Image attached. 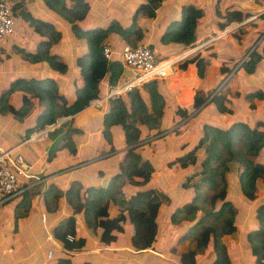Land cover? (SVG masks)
<instances>
[{
  "label": "crops",
  "instance_id": "0c3cea01",
  "mask_svg": "<svg viewBox=\"0 0 264 264\" xmlns=\"http://www.w3.org/2000/svg\"><path fill=\"white\" fill-rule=\"evenodd\" d=\"M10 1L13 3V7L15 5L14 8L20 15L11 35L16 34L15 38L17 39L20 35L18 40L21 43L19 46H15L13 44L14 38L2 41L11 35L0 39V96H4L11 85L10 80L6 81L5 84L2 80L9 73H14V76L19 75L25 79L30 77L41 78L42 75L49 74L54 79L58 91L66 99L67 93L73 91V98L74 88L81 85L78 82L79 73L75 68L73 58L75 55L84 52L86 48L85 38L77 36L69 28L70 23L59 13L46 6L43 0ZM144 1L147 0H85L86 8L82 11H74L72 16L75 23L80 25L79 27L82 29L105 27L113 20L121 25H128L132 21L136 6ZM182 4H192L202 9V19L197 21L199 27L196 29L194 27L192 41L186 44L163 41L160 37L161 34L172 21L179 19ZM230 9H237L241 13H247V15L240 20L229 21L221 29L218 28L215 20L223 21L225 18L223 13ZM205 18L208 19V22H204ZM36 20L49 22L57 29L58 37H50L48 30H45L43 26H38L39 31H36L33 26ZM134 21L135 31L127 39L122 38L116 32L109 31L103 41L107 40L110 43L113 51H115L113 55L119 56L118 52L124 45L145 42L157 58L171 60L166 75L157 81L158 89L166 102L163 109L165 116L160 119L159 126L164 125L167 129H171L168 127L169 125H166L178 120L180 127V140H164L166 138L153 140L154 149L146 148V151L143 152L151 157L150 153L154 152L158 146V150H155L156 156L159 155L160 151L162 153L158 159L165 158V154H172L179 150L181 143L190 142L198 132V126L202 122L224 126L234 120L251 123L256 119L264 120L262 116L264 110V60L256 61L253 70L250 72L240 67L241 62L249 57L248 54L256 46L255 49H258L260 45L257 42L253 50L249 51L252 47L251 34L257 31L263 32L264 0H160L154 8L152 16L138 12ZM235 24L236 26H234ZM40 38L49 39L48 50L50 53L57 54L60 61L63 62L66 56L70 58L72 63L66 65L64 72L60 73L53 70L45 61H35L30 58L29 54H32V51L37 47ZM257 38H259V42L260 40L261 43L264 42V34ZM196 56L202 57L205 61L206 70L203 77L197 76L194 58ZM262 56L264 59V55ZM36 63H42V70L38 71L37 75L33 71L38 69V67L33 66ZM10 65L14 67L11 68ZM236 68L238 69L235 71L234 78L227 82V76ZM121 78L123 81L125 76L122 75ZM219 81L222 82L221 84L224 83L225 88L235 86L238 91L235 97H228V101L225 103L228 111H225L226 109L218 111L212 102L206 103V101L193 111L190 110L196 87L200 85L204 88H213L220 84ZM108 89L110 86L105 84V94ZM256 89L261 90L262 97H253L254 108L247 107L249 98H246L245 94ZM8 97L14 108L19 107L21 89L12 90ZM103 97L105 95L98 97L101 99L100 104ZM72 98L69 99L72 100ZM92 100L89 101L88 105L70 115L69 122L75 121L74 124H68L66 120L54 125L51 129L41 131L44 125L30 131L27 135L25 134L26 129L35 124L36 117L43 108V105L36 98H31L26 112L18 117V120L13 118L12 116L15 115L10 112H0V149L12 148V151L20 153L29 164L30 171L44 178L43 181L23 192L21 196L8 199L1 205L0 264H57V258L61 256L69 257L71 264H81L83 261H88L91 264H179L176 254L187 250L180 242L185 241L190 236H185L180 241L177 238L178 243L176 245L178 244V246H175V238L169 246V239L173 230L167 231L166 234L164 232L163 236L159 234V230L154 234V239L149 247L135 249L130 244L132 227L125 210L121 211L124 215L121 221V224L124 225L123 231L112 230L111 233L115 235L114 239L109 242H102L98 238L101 228L85 224L82 208L73 211L65 194L70 181L78 180L81 182L82 186L78 189V194L80 200L84 202L83 189L87 185L100 186L102 180L106 182L113 173L119 172L118 162L122 160L124 154L123 134L119 124L110 127L121 139L116 143L115 140L111 141L113 150H110V143L105 142L103 146L95 147L93 152L87 151L86 147L93 140H103L100 137L101 116L108 109V107L106 109L103 106L97 108L93 105ZM189 111V116L186 117V113ZM89 115H93V121ZM91 122L94 125H91ZM73 128H76V131L71 130ZM140 129L142 132L147 130L145 126ZM65 130L68 132L67 135H65ZM95 135L99 139L94 137ZM66 137L69 140H65ZM62 138L64 139L62 140ZM160 146H165V148L160 149ZM254 159L264 163V144L257 151ZM67 160L68 163L64 164ZM152 162L154 161L152 160ZM71 163H73L71 165L74 166L71 167L73 169L67 171L56 169L59 166L67 167L68 164L70 166ZM236 166L234 170L230 171L233 172L232 174L235 173ZM183 171H185L183 168H179L178 172L172 168L169 170L172 174L166 172L168 175H160V172H157L155 177L159 176L158 180H162V178L165 179L176 174L178 180L184 181L183 178L180 179V174ZM190 171L192 175L197 172L193 168ZM44 174L46 175L42 176ZM134 179L139 180V177H134ZM122 180L121 189L123 194L127 196L135 188L132 184L126 183L124 177ZM163 183H169V180L165 179ZM176 185V189L172 193L169 188L161 187L167 192V194L165 193L167 196L166 204L169 206H160V210L168 209L186 200L187 196L185 195L190 192V189L185 188L182 182ZM154 187L156 188V185ZM234 193L240 195V200H244L243 205L241 204V209H243L249 199L243 197L240 191ZM234 193L227 190L225 196L232 199ZM261 198L264 200V187H260L256 197L249 200L248 206L250 209L252 208L251 211L254 210L255 202ZM106 210L109 216H116L120 212V207L111 200H107ZM243 212L244 210H240L237 214L235 213L236 225L240 224L236 220L237 215L241 214L243 218ZM69 216L73 217L74 231L72 234L74 238L82 236L84 242L79 247L67 250L62 240L53 235L52 229L54 226L67 221ZM170 224L174 229L175 227L178 228L180 234H183L187 231L191 221L180 220L175 224ZM251 225H255L254 218H251L250 227ZM231 239H233L231 233L220 236L221 243H224L222 244L223 248L229 255L230 264H247L240 249L243 240L231 242ZM227 241L229 243H226ZM191 248L194 247H188V249ZM47 250L52 252L50 257L46 255ZM198 252L202 255L201 251ZM206 254L207 252L202 257Z\"/></svg>",
  "mask_w": 264,
  "mask_h": 264
},
{
  "label": "trees",
  "instance_id": "16d2710c",
  "mask_svg": "<svg viewBox=\"0 0 264 264\" xmlns=\"http://www.w3.org/2000/svg\"><path fill=\"white\" fill-rule=\"evenodd\" d=\"M43 1L46 6L59 13L70 23L72 31L77 36L85 38L86 48L84 52L75 55L73 58L81 85L74 88L72 100L67 101L66 97L58 91L54 79L49 76L27 79L18 77L16 81L21 89V104L17 108H14L9 101L8 96L13 90L11 85L6 90V94L0 96V112H10L17 118L26 112L31 98H36L43 105L42 110L36 117L35 124L26 129V135L32 130L53 122L56 117L72 115L88 105L90 100L104 96L105 84L111 88L113 85L122 82L123 66L119 56L113 55V53L111 58L107 60L100 51L103 38L106 37L109 31H113L122 38L127 39L135 31L134 17L136 14L144 12L146 16H152L154 8L160 0H147L138 3L132 15V21L128 25H121L113 20L105 27L87 29L80 27L78 29V25L72 16L74 11H82L86 8L85 0ZM246 15L247 13H241L237 9H230L223 13V17H225L223 21L215 20V23L221 29L229 21L240 20ZM199 19H202L201 8L192 4H182L179 19L172 21L160 37L163 41L189 43L193 39L194 27L195 29L199 27L197 22ZM33 26L36 31H39L38 26H43L45 30H48L50 37H58L57 29L49 22L36 20ZM261 33L262 31L253 32L250 38L251 43ZM49 43V39L40 38L37 44L42 45V47L39 46L36 52L29 54L30 58L35 61H45L53 70L64 72L66 64L58 59L57 54L49 52ZM134 44L132 43V45ZM251 55L249 54V57L240 64V67L247 72L253 70L256 62V58ZM194 58L197 76L203 77L206 70L205 61L202 57L196 56ZM237 69L227 76V82L232 81ZM157 81V78L147 80L140 85L133 86L121 95L110 97L111 105L102 113L101 132L103 134L110 133V126L114 124H120L122 128L124 154L122 161L118 162L119 172L113 173L103 186L87 185L83 189L84 202L80 200L78 194V189L82 186L80 181L72 180L66 188V199L70 202L73 211L82 208L85 224L101 228L98 238L102 242H109L114 239L115 235L111 233L112 230L123 231L124 225L121 224L124 218L121 212L123 210L126 211L127 219L132 227L130 244L135 249L149 247L154 239L153 219L159 207L157 194L150 186V176L154 168V162H152L149 154L143 152L145 143L141 141L149 139L147 148L153 150L155 146H153V140L150 139L159 136L158 132L162 129L156 127L159 126L160 119L165 116L163 109L166 102L158 89ZM237 93L235 86L227 89L224 87V83L219 87L215 85L213 88H204L199 85V87H196L193 103L197 105L202 101L212 102L218 111H224L225 109V111H228L225 103L228 101V97H235ZM245 97L249 98L247 107L254 108L255 104L252 99L253 97L261 98L262 92L260 89L248 91ZM262 116L264 117V110ZM142 126H145L147 130L143 131V134H145L140 137ZM163 129L168 131L166 127ZM71 130L76 131V128ZM198 133L195 141L186 151L174 155L173 160L177 161L176 165L185 169L180 174V179H184L182 185L185 186L192 175L187 167L196 160L195 151L200 147L203 148V155L197 160L200 166L196 172L198 181L192 183L194 194L189 199L175 205L169 219L172 224L180 220L191 221L187 231L180 234L178 240L184 239L190 231L198 230L196 246L206 248L207 254L202 257L204 254L200 255L194 247L176 254L177 260L179 264H202V262L203 264H230L229 256L223 248L220 236L231 233L236 227L235 210L232 207V201L235 198H232L233 200L228 196L224 198V194L227 190L232 193H239L240 191L243 197L253 199L256 197L258 189L264 187V163L254 159L257 151L264 144V120L256 119L253 123L234 120L224 126L202 122ZM113 149L114 147L110 142V150ZM234 150H236L238 161L236 171L234 174L229 172L228 179L224 180L222 171L217 169L218 163L225 155ZM169 156L170 154H165V158ZM71 165L73 163L70 166L68 164L67 167L59 166L56 169L67 171L69 168L74 167ZM122 174L126 179V183L132 184L135 188V191L127 196L123 194L121 184L116 189L113 188ZM134 177H139V180H135ZM140 185H144V187L139 188ZM201 186L209 190L216 188L215 193L209 200L208 209L199 202V188ZM217 199L220 200L219 205L214 208V201ZM107 200H111L120 207V212L116 216L108 215L106 210ZM254 205L252 217L255 219V225H252L244 234V240L240 248L245 261L252 258V262H248V264H260V259L264 255L263 198L256 201ZM176 213L180 214L179 218L175 216ZM66 220L64 223L54 226L52 231L53 235L62 240L64 247L69 250L81 246L84 238L82 236L74 238L72 234L74 231L73 217L69 216ZM217 220H219L218 224L215 223ZM68 236H71V238H68ZM57 264H71V261L69 257L61 256L57 258ZM81 264L91 263L83 261Z\"/></svg>",
  "mask_w": 264,
  "mask_h": 264
},
{
  "label": "rangeland",
  "instance_id": "374dc122",
  "mask_svg": "<svg viewBox=\"0 0 264 264\" xmlns=\"http://www.w3.org/2000/svg\"><path fill=\"white\" fill-rule=\"evenodd\" d=\"M144 13V12H143ZM146 15V14H145ZM204 22H208V19L207 18H205L204 19ZM79 26L80 25H78V29H79ZM69 28H71V25L69 26ZM263 32H262V34L260 35V36H258V37H262L263 36V34H264V24H263ZM72 30V29H71ZM15 36H16V34H13V35H11L10 37H8V38H6V39H3L2 41H5V40H10V39H13V44L15 45V46H19L20 45V43L21 42H19V36H18V39L17 38H15ZM134 40V39H133ZM137 42V41H136ZM258 42V44L260 43V45H259V47H258V49H255L254 48V46L256 45V43ZM143 43V42H142ZM136 44V43H135ZM128 45H132V44H128ZM251 45H252V47H250V49H249V51H251V50H253V48H254V50L250 53V54H252L251 56H253L254 58H256L255 60L256 61H258V60H260V61H262V60H264L263 59V56L262 55H264L263 53H264V42L263 43H261V40H260V42H259V38H257L254 42H252L251 43ZM40 45L38 44L37 45V47L34 49V51H32V53L33 52H36V49L39 47ZM40 47H42V45L40 46ZM248 51V52H249ZM249 55V54H248ZM63 62L66 64V65H68V64H70V63H72L71 62V60H70V58H68L67 56L63 59ZM41 64L42 63H36V64H34L33 66H36V67H38V69L37 70H33L34 71V73H35V75H37L38 74V71H40V70H42V67H41ZM33 66H32V68H33ZM10 67L11 68H13L14 66L13 65H10ZM25 67H27V66H25ZM49 72V71H48ZM231 72V71H230ZM60 73H62V72H60ZM41 74H44V73H41ZM228 75V74H227ZM227 75H225V76H227ZM44 76H49V74H44V75H42L41 77H44ZM18 77H20L19 75H16V76H14V73H9L8 74V76L6 77V78H4L2 81H3V83L5 84L6 83V81H8V80H10L9 81V83H11V86H12V88H13V91L14 90H19V83L16 81V79L18 78ZM22 77V76H21ZM49 77H51V76H49ZM40 78V77H39ZM78 82H79V84L81 83V81H80V79L78 80ZM220 82V84L217 86V87H219L220 85H221V81H219ZM0 84H1V82H0ZM79 86V85H78ZM113 86H115V85H113ZM112 88V87H111ZM72 93H73V91H69L68 93H67V100L69 101L70 99L69 98H72ZM107 93H108V91H107ZM107 93L105 94V97H103V100L101 101V104L99 103L100 102V100L98 101V102H95V103H93V105L94 106H96L97 108H101L102 106L104 107V108H106V107H109L110 105H111V101H110V97H113V96H116V95H110V96H108L107 95ZM121 94H123V93H120V94H118V95H121ZM69 97V98H68ZM202 103H205V101H202ZM202 103H199V104H197V105H195L194 103H192L191 104V109L190 110H194L195 108H198ZM100 104V105H99ZM107 109V108H106ZM6 113H7V111H6ZM189 113H190V111L189 112H187L186 113V117H188L189 116ZM13 118H15L16 120H18L17 119V117H15V116H12ZM95 117V116H94ZM58 118V117H57ZM89 118L91 119V121H93V115H89ZM67 121H68V124L70 123L69 121V119H66ZM66 120H64V121H66ZM75 123V121H72L70 124H74ZM11 124V123H10ZM91 125H94V123L93 122H91L90 123ZM118 125V124H117ZM120 125V124H119ZM169 125V126H168ZM67 126V125H66ZM112 126V125H111ZM110 126V127H111ZM166 126H168L169 128H171V129H168V131H166V130H164L163 128L165 127L164 125L162 126V125H160V126H158V127H160V128H162L161 129V131H159L158 132V135L159 136H156V137H154V138H152V139H150V140H161V139H163V138H166V139H164V140H180V127H179V124H178V120H174V121H172V122H170V123H168ZM158 127H156V128H158ZM68 129V128H67ZM199 129H200V124H199V126H198V130L197 131H199ZM120 130H121V127H120ZM196 131V132H197ZM109 132L110 133H107V134H103V132H101L100 133V137H102V139L103 140H93L92 141V143H90V145L88 146V147H86V149H87V151H89V152H93V150H94V148L95 147H101V146H103V144H105V142H107V143H110L112 140H115V143L118 141V140H121V139H119V137H118V135H117V133L116 132H114L113 130H111V129H109ZM65 134L67 135L68 134V132H67V130H65ZM145 134V133H144ZM144 134H143V132H142V130H141V134H140V137H143L144 136ZM198 132L193 136V138L191 139V141L190 142H184V143H181L179 146H180V149L179 150H177V151H175L174 153H172V154H170V156L168 157V158H166V159H168V160H166L165 158H163V159H158L159 157V155L162 153V152H160L159 151V155H157L156 156V153H155V150L157 149V147H156V149L154 150V152H151L150 153V155H151V159L154 161V162H156V160H157V162L156 163H154V168H153V170L151 171V176H150V186L152 187L153 186V189H154V191H155V193L157 194V200L159 201L158 203H159V207H158V210H157V212H156V217L153 219V223H154V234H156L159 230V234L160 235H164V232H165V234L167 233V231H169V230H173V234H171V237H170V242H169V246L171 245L170 243H173L174 242V240H175V238H176V242H174L175 243V246H178V244L176 245V243H178L177 241V238L180 236V230L178 229V228H176L175 227V229H174V227L169 223L170 222V219H169V215L171 214V212H172V210L174 209V207L175 206H171V207H169L168 209H165V208H163V209H159L160 208V206L162 207H167V206H169L168 204H166L167 203V196H166V194H167V192H165L164 191V189H161V187L162 186H165L166 188H169V191H171V193L172 192H174V189H176V184H179L180 182H183V180H178V178L176 177V174L174 175V176H169V177H167V178H165V179H168L169 180V183H163L164 182V180L165 179H163L162 178V180H158V177L159 176H157V177H155V175H157V172H160V175H162V174H164V175H168L167 173H169V174H172V172H169V170H171L172 168H173V170L174 171H176V172H178V170H179V166H177L176 165V162L177 161H175V160H173L174 159V155L178 152V153H180V151H186L188 148H189V146L195 141V139H196V137L198 136ZM63 137V136H62ZM94 137H97V135H95ZM191 138V137H190ZM64 138H62V140H63ZM97 139H99V137H97ZM1 140V139H0ZM65 140H69V138L68 137H66V139ZM143 140V139H142ZM148 140L149 139H147V140H143V141H141V142H143V143H145L144 145H143V147H144V150L146 151V148H147V142H148ZM141 142H139V143H141ZM112 143V142H111ZM159 148V147H158ZM165 148V146H160V149H164ZM158 150V149H157ZM203 155V148L202 147H200V148H198L196 151H195V157L196 158H198L199 156L201 157ZM199 157V158H200ZM195 158V159H196ZM120 161H122V160H120ZM149 161V160H148ZM68 163V160L67 161H65V163L64 164H67ZM263 163V162H262ZM109 164V163H108ZM236 164H238V161H237V154H236V150H234V151H231L228 155H225L221 160H220V162L218 163V167H217V169L218 170H221L222 171V173H223V175H224V180H227L228 179V173L230 172V171H232V170H234V168H235V166H236ZM188 165V164H187ZM119 166V165H118ZM177 166V167H176ZM189 167H187V168H189V169H191V168H193L194 170H198L199 169V162L197 161V160H195L193 163H191V165H188ZM69 169H73V168H69ZM68 169V170H69ZM167 172V173H166ZM189 172H191V171H189ZM123 179V174L119 177V179H118V181H116L115 182V186L113 187L114 189H116L117 188V186L118 185H120L121 184V182L123 181L122 180ZM122 180V181H121ZM198 181V176L196 175V173L194 174V175H191L190 176V178H189V180H188V182H186V185L184 186L185 188H187V189H190V192L189 193H187L185 196H187L186 197V199H189L193 194H194V189L192 188V183L193 182H197ZM105 183V182H104ZM219 183H220V181H219ZM154 185H156V188L154 187ZM144 187V185H140L139 186V188H143ZM178 189V188H177ZM135 191V190H134ZM215 191H216V188H214V189H211V190H209V189H206L204 186H201V188H199V192H200V200H199V202H201L202 204H203V206L205 207V208H207L208 209V206H209V200H210V198H211V196L215 193ZM166 193V194H165ZM234 196V198H235V200H234V202H233V208H234V210H235V213L237 214V212L238 211H240V210H244V212L242 213L243 214V218H242V215L241 214H238L237 215V221H238V223L240 222V224H237V225H235L236 227H235V229L231 232V237L233 238V239H231V242L233 241V240H235V241H242V240H244V238H243V236H244V234L250 229V224H251V218H253L252 217V214H253V211H251L252 210V208L250 209V207L248 206V204H249V200H250V198H248L249 200H248V202H247V204L245 205V206H243V209H241V206L243 205V201L244 200H240L239 198H240V195H236V194H234L233 195ZM224 198H226V196H225V194H224ZM219 201L220 200H216V201H214V203H215V207L214 208H216L218 205H219ZM242 202V203H241ZM242 204V205H241ZM126 213V212H125ZM197 213H200V212H197ZM202 213V212H201ZM158 214V215H157ZM225 214H226V212H225ZM236 214H234V220H235V216H236ZM177 218H179L180 217V214H177L176 213V215H175ZM248 219H249V221H248ZM215 223L216 224H218L219 223V220H217V221H215ZM235 223H236V221H235ZM249 223V224H248ZM171 226V227H170ZM178 226V225H177ZM252 226V225H251ZM161 230H162V232H161ZM197 231L198 230H193V231H190L187 235H186V237H189L188 239L186 238V240L185 241H183V242H180V243H182L183 245V247L184 248H187L188 249V247H190V246H193V247H195L198 251H201V254H205L206 252H207V250H206V248H204V247H202V246H196V243H197ZM229 241V240H228ZM226 242V243H229V242ZM222 244H224L223 242H222ZM179 246H180V244H179ZM225 246V245H224ZM226 247V246H225ZM229 256V255H228ZM203 257H205V256H203ZM230 259V258H229ZM248 262H252V258L249 260V261H247V264H248ZM260 264H264V255H263V257H261V259H260ZM202 264H203V262H202Z\"/></svg>",
  "mask_w": 264,
  "mask_h": 264
},
{
  "label": "built area",
  "instance_id": "2783aa9c",
  "mask_svg": "<svg viewBox=\"0 0 264 264\" xmlns=\"http://www.w3.org/2000/svg\"><path fill=\"white\" fill-rule=\"evenodd\" d=\"M19 19L20 15L13 7V3L10 0H0V39L14 32L15 24ZM100 51L107 60L115 52L107 40L102 42ZM118 55L121 65L134 70L135 74L132 77H125L121 83L112 86L107 93L108 96L128 91L147 80L164 77L171 64V60L157 58L145 42L124 45ZM99 100L94 98L92 103ZM69 117L70 115L60 116L46 124L41 131L51 129ZM12 150V148L0 149V207L4 201L21 196L23 192L44 180L43 177L30 171L29 164L20 153ZM46 255L50 257L51 250H47Z\"/></svg>",
  "mask_w": 264,
  "mask_h": 264
},
{
  "label": "water",
  "instance_id": "95a60500",
  "mask_svg": "<svg viewBox=\"0 0 264 264\" xmlns=\"http://www.w3.org/2000/svg\"><path fill=\"white\" fill-rule=\"evenodd\" d=\"M123 76L125 77H132L134 76L135 74V71L130 69V68H126V67H123L122 68V73H121ZM104 184V180L101 181V186Z\"/></svg>",
  "mask_w": 264,
  "mask_h": 264
}]
</instances>
